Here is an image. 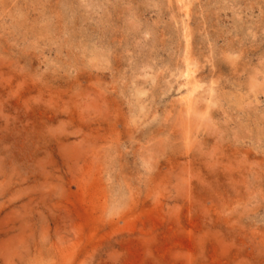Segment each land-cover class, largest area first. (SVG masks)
Wrapping results in <instances>:
<instances>
[{
    "label": "rangeland",
    "instance_id": "374dc122",
    "mask_svg": "<svg viewBox=\"0 0 264 264\" xmlns=\"http://www.w3.org/2000/svg\"><path fill=\"white\" fill-rule=\"evenodd\" d=\"M0 264H264V0H0Z\"/></svg>",
    "mask_w": 264,
    "mask_h": 264
},
{
    "label": "bare ground",
    "instance_id": "6f19581e",
    "mask_svg": "<svg viewBox=\"0 0 264 264\" xmlns=\"http://www.w3.org/2000/svg\"><path fill=\"white\" fill-rule=\"evenodd\" d=\"M187 41H188V40H187ZM188 46H189V45H188ZM188 69H189V68H188ZM190 78H191V74H190V73H188V74H187V80L189 81V80H190ZM188 81H187V82H188ZM188 83H189V82H188ZM195 86H197V85H195ZM189 87H190V86H189ZM198 88H199V87H198ZM188 89H189V88H188ZM194 91H195V90H194ZM188 95H189V94H188Z\"/></svg>",
    "mask_w": 264,
    "mask_h": 264
}]
</instances>
